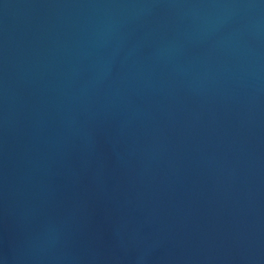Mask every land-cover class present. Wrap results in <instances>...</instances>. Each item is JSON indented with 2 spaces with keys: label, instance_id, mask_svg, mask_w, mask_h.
Instances as JSON below:
<instances>
[{
  "label": "water",
  "instance_id": "95a60500",
  "mask_svg": "<svg viewBox=\"0 0 264 264\" xmlns=\"http://www.w3.org/2000/svg\"><path fill=\"white\" fill-rule=\"evenodd\" d=\"M0 264H264V0H0Z\"/></svg>",
  "mask_w": 264,
  "mask_h": 264
}]
</instances>
